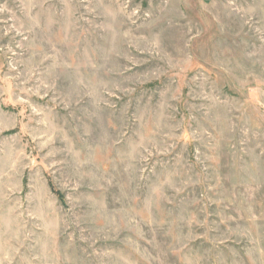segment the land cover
Returning <instances> with one entry per match:
<instances>
[{
  "label": "rangeland",
  "instance_id": "obj_1",
  "mask_svg": "<svg viewBox=\"0 0 264 264\" xmlns=\"http://www.w3.org/2000/svg\"><path fill=\"white\" fill-rule=\"evenodd\" d=\"M0 264H264V0H0Z\"/></svg>",
  "mask_w": 264,
  "mask_h": 264
}]
</instances>
